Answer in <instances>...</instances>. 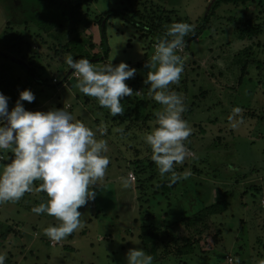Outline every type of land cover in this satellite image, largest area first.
<instances>
[{
    "label": "rangeland",
    "instance_id": "rangeland-1",
    "mask_svg": "<svg viewBox=\"0 0 264 264\" xmlns=\"http://www.w3.org/2000/svg\"><path fill=\"white\" fill-rule=\"evenodd\" d=\"M108 10L130 22L105 18ZM100 19L101 46L92 24ZM175 22L193 26L178 53L187 54L180 81L169 90L183 97L182 118L192 129L185 146L194 158L175 166L178 175L190 170L187 179L169 185L143 139L161 108L143 80L154 45ZM86 53L102 57L93 67L111 60L137 70L125 81L133 94L121 99L122 115L110 116L76 88L65 57ZM25 89L35 97L21 101L25 110L64 108L107 141L110 163L93 187L95 198L78 209L83 226L59 242L43 233L59 221L32 212L45 193L0 203L5 264H125V254L135 248L151 255L153 264L264 260V0H0V93L9 110ZM234 107L243 118L235 129L228 121ZM11 155L0 152V165ZM129 173L135 180L127 179L125 187L120 178ZM204 211L213 214L202 223H182ZM144 234L154 251L144 248ZM187 239L197 242L185 255Z\"/></svg>",
    "mask_w": 264,
    "mask_h": 264
},
{
    "label": "clouds",
    "instance_id": "clouds-1",
    "mask_svg": "<svg viewBox=\"0 0 264 264\" xmlns=\"http://www.w3.org/2000/svg\"><path fill=\"white\" fill-rule=\"evenodd\" d=\"M193 26L175 22L168 26L164 37L154 46V52L146 61L148 94L161 108L154 113L152 130L144 134V142L151 149L150 159L161 177L168 174L169 185L187 179L190 170L177 174L175 166L182 165L193 156L185 146L191 127L182 118L185 111L183 97L169 90L178 84L187 54L180 55ZM113 58V57H112ZM111 58V59H112ZM66 65L77 77L76 88L83 95L96 99L110 116L122 115L120 102L130 97L133 90L125 83L136 69L120 62L93 67L86 58L65 57ZM34 94L30 90L19 92L15 105L8 109V98L0 93V152L10 151L11 159L0 165V203L19 200L26 192H43L46 199L32 212L55 217L59 223L43 229L50 240L59 242L83 226L78 209L93 200L97 182L102 181L110 163L105 155L109 151L105 139H97L96 133L81 122H74L71 113L63 109L27 111L21 101L31 103ZM242 109L234 107L228 116L233 129L243 123ZM105 128L97 129L101 135ZM123 132V129H117ZM127 187V178L121 177ZM39 181L34 188L33 182ZM6 254H0V264H5ZM125 264H153V257L143 249H129ZM230 264H240L234 258ZM259 264H264L261 260Z\"/></svg>",
    "mask_w": 264,
    "mask_h": 264
},
{
    "label": "trees",
    "instance_id": "trees-1",
    "mask_svg": "<svg viewBox=\"0 0 264 264\" xmlns=\"http://www.w3.org/2000/svg\"><path fill=\"white\" fill-rule=\"evenodd\" d=\"M230 1H236V0H230ZM104 15L105 18H111V17H114V18H120L122 19L123 22H130V20H128L127 18L123 17L120 13H118L117 11L115 10H108ZM105 20H98L97 22H94L92 23L94 26H96L98 28V31H99V34H100V41H99V46L103 45V43L105 42V38L102 37L101 35H103V32L105 31V27L102 26L101 27V23L104 24ZM103 39V40H102ZM77 47V46H76ZM92 47V46H91ZM107 54H108V49L104 51V56L107 57ZM78 57V56H77ZM80 58H86L88 59L91 63H101L102 60H101V56H99L98 54H84L83 56L82 55H79V58L77 59H80ZM209 213L213 214L212 212H209V211H204V212H201L200 214H196L194 215L193 217H190V218H186L182 223H186L188 225H196V224H200L202 223L204 220H206L207 216L210 215ZM150 228H147L145 230H143V232H148L150 231L149 230ZM146 236H149L148 234H144L142 237V241H143V244H144V248H147L148 246L151 245V247H153V251L155 250L154 247H155V244L151 241L153 240H146ZM186 243H184V246L182 247L183 248H186L184 254H190L192 251H193V246L195 245V243L197 242V240L195 241L194 239L189 240H185Z\"/></svg>",
    "mask_w": 264,
    "mask_h": 264
},
{
    "label": "built area",
    "instance_id": "built-area-1",
    "mask_svg": "<svg viewBox=\"0 0 264 264\" xmlns=\"http://www.w3.org/2000/svg\"><path fill=\"white\" fill-rule=\"evenodd\" d=\"M155 46V45H154ZM53 82H55V79L53 80ZM127 179L129 180V181H134L135 180V178H134V175L132 174V173H129L128 175H127ZM262 204L264 205V199L262 200ZM231 260L229 259V262H230Z\"/></svg>",
    "mask_w": 264,
    "mask_h": 264
},
{
    "label": "crops",
    "instance_id": "crops-1",
    "mask_svg": "<svg viewBox=\"0 0 264 264\" xmlns=\"http://www.w3.org/2000/svg\"><path fill=\"white\" fill-rule=\"evenodd\" d=\"M56 81V80H55Z\"/></svg>",
    "mask_w": 264,
    "mask_h": 264
}]
</instances>
